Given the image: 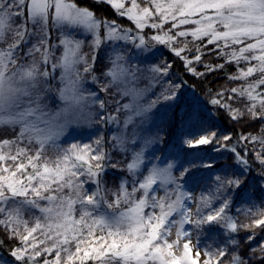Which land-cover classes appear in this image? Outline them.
<instances>
[{"label":"snow or ice","instance_id":"6c2138e0","mask_svg":"<svg viewBox=\"0 0 264 264\" xmlns=\"http://www.w3.org/2000/svg\"><path fill=\"white\" fill-rule=\"evenodd\" d=\"M100 2L132 21L136 33L121 28L115 21L97 18L75 0H0V126H19L15 139L0 141V226L9 231L10 238L20 241L10 252L14 264H198L200 251H196L195 258L190 255L193 229L200 232L206 227H218L229 236L228 242L233 246L238 242L231 239V234L237 233L240 227L264 230V212L258 208L256 212L251 208L238 210L259 216L242 226L228 215L234 201L228 193L239 195L245 181L226 172L205 175L204 172L215 167L212 162L202 165L187 162L185 166V162L177 163L175 159L166 162L156 156L148 159L141 147L132 152V159L126 165L132 177L131 191L128 181L122 180L109 202L101 184L108 159L100 148L102 139L94 141L95 148L92 144L72 143L58 150L55 159L46 154L48 146L57 144L70 123L118 121L116 115H101L107 111V102L100 99L97 92L84 87L85 74L93 73V65L82 54L84 41L76 39L69 29L91 33L93 50L117 40L128 42L144 53L143 60L153 55L156 45L167 46L184 61L187 71L196 76L223 68L222 64H205L206 71L197 72L193 64L199 63L205 54L199 45L191 59L183 55L192 51L189 43L207 39L203 47L215 44L214 50L218 56L226 57V63L235 62L239 66L243 61L249 65L228 77L245 81L242 86L231 88L228 94L229 100L246 99L244 110L225 103L224 91L217 93L209 103L227 109L232 120H240L245 114L253 120H264V0H144V7L137 0H130L131 7L126 6L128 0ZM169 21L171 28L165 31ZM188 24L195 27L178 30ZM146 27L156 29V34L146 37L143 34ZM51 28L61 30L58 44L50 39ZM173 30H176L174 34ZM189 36L191 41L185 40L182 47H177L180 38ZM59 46L63 47V52L56 57L55 50ZM95 59L93 55L92 60ZM109 59L111 67L103 75L110 79L99 91L108 93L115 87L117 94L132 98L122 105L116 102L117 112L122 108L131 113L124 120L125 127L134 122V117L145 115L161 102H174L170 106L179 107L181 85L172 82L154 100L146 105L141 103L144 93L167 77L170 64L141 68L128 64L126 57L115 51ZM80 65H83L82 72ZM145 71L151 74L149 87H133L138 74ZM254 74L259 78L247 82ZM98 79L96 75L91 76L93 83ZM56 80L58 87L53 83ZM50 93L62 102L55 110L47 102ZM185 115L199 119V113L191 104L185 108ZM261 132L264 133V128ZM25 139V146L19 147ZM112 139L116 147L128 150L127 141L121 136ZM132 139H137L135 132ZM231 139V135L219 137L216 132H205L198 139L186 137L183 143L188 148L215 143V151L230 152L241 166V173H246L249 150L245 147L242 155L235 145H229ZM151 142L144 141L145 145ZM249 142L260 144L258 150L252 151L264 166V135L241 134L237 141L238 144ZM33 145L34 152L30 147ZM13 146H17L14 152ZM142 167L146 175L140 171ZM89 183L96 185L90 192L85 187ZM197 188L201 189L198 196ZM158 189L162 195L158 194ZM222 196L227 198L221 201ZM189 202L195 204V208ZM122 204L126 207L121 210ZM77 206L78 219L74 215ZM34 210L39 213L34 216V222L24 219L26 213ZM185 225L190 226L189 230H185ZM173 228L177 240L169 242ZM181 237L187 241L181 256L165 251L178 247ZM255 239V232L247 237L250 242ZM195 247L198 249L199 243ZM256 251L264 259V242L259 249H252L253 253ZM227 252V247L215 252L206 249L203 264H210L214 256L215 264H221ZM229 264H248V261L233 253Z\"/></svg>","mask_w":264,"mask_h":264},{"label":"trees","instance_id":"16d2710c","mask_svg":"<svg viewBox=\"0 0 264 264\" xmlns=\"http://www.w3.org/2000/svg\"><path fill=\"white\" fill-rule=\"evenodd\" d=\"M75 2L81 7H87L91 10L94 15L99 19H107L108 21H115L121 28H128L135 30V24L127 19L126 17H121L111 6L107 3H101L100 0H75ZM137 3L144 7V0H137ZM130 5V4H128ZM127 6V5H126ZM128 7V6H127ZM20 21L18 20L17 23ZM151 22V21H150ZM155 22H158L155 21ZM194 24L182 25L178 30H190L194 28ZM171 28V22L169 21L164 30L167 31ZM156 29L146 27L143 30V34L146 37H150L156 34ZM176 30H173V34ZM74 34V33H73ZM61 32L58 33L55 28L52 29L50 39L58 41ZM79 40H83L84 44L82 47V54H85L89 60V63L93 65V73L85 74L84 87L88 91H95L100 99L105 100L107 111L101 112V115H116L118 117L117 122L113 123H96L88 122V128L82 132H77L73 136H67L57 141L56 145H50L46 149V154L55 159L58 154V150L68 148L72 143H83L92 144L97 139H102L100 148L103 152L107 153V166L101 177L102 187L105 189L106 199L111 202L113 199L112 192L118 190L119 185L122 180L128 181V189L131 191V181L132 177L126 169L127 163L132 159V152L139 150L141 147L144 148L145 155L148 159H152L153 156L161 157V160L166 162L167 160L175 159L177 163L185 162V166H188L187 162H191L194 165H202L204 163L212 162L215 167L204 172L205 175H214L217 172L221 174H226L228 176H239L245 181L242 188L239 190V195L235 192H229L228 196H233L234 201L228 211V215L233 217L238 225L250 224L253 218H259L257 215L253 217L251 215H246L244 211H238L240 209L251 208L253 212L257 211V208L264 212V166H262L255 157L253 149H259L260 144L252 143H237L241 134L245 135H264L261 129L264 128V120H253L249 115L245 114L240 120H232L230 118L227 109L213 106L209 101L217 96V93L224 91L225 95L223 101L225 103L231 104L234 109L244 110L247 100L241 99L239 97H234L232 100L228 99V94L230 89L233 87L242 86L245 81L243 80H229L228 77L231 75L238 74L240 68H247L249 65L243 61L239 66L235 62L226 63V57L218 56L217 51H215V44H207V39L202 42H197V44L189 43L188 47L192 51L185 52L183 55L191 59L192 56L196 55L195 47L198 45L202 47L205 53L199 63H194L193 67L197 72L204 73L206 71L204 65H223V68L207 73L203 76L193 75L188 72L185 63L182 59L176 57L169 47L164 45H156L153 49V55L147 60H143L144 53L138 52V50L129 47L130 50L124 48L123 46H115L113 42L104 43L99 49L93 50L90 47V42L92 41L91 34L85 36H78ZM77 38V39H78ZM191 41V36L186 38H180V43L177 47H182L184 41ZM33 43L35 38H33ZM122 42L118 41L120 45ZM29 46H31L29 44ZM26 50V49H25ZM238 50V47H237ZM115 52H121L130 65H138L141 68H147L151 64H162L167 63L171 65L169 73L166 78H163L160 83L154 84L149 91H146L141 99V103L146 105L150 101L154 100L156 96L162 91V89L169 84V82L180 84L179 89L180 99L179 107L173 108L170 105L174 102H161L155 108L149 110L145 115L140 117H134V122L129 124L127 127L124 125V120L131 113L128 110L121 108L119 112L116 111L119 106L116 102L119 101L120 105L129 103L131 97H122L117 94V89L111 88L108 93L100 92L99 89L104 84L108 83L110 78H105L103 73L107 68L111 67L110 57L113 56ZM231 51V49H228ZM63 50L59 46L55 50V56L59 57ZM95 55V61L92 60V56ZM80 71H83V65L79 66ZM59 70L56 71L55 75L59 76ZM96 75L99 79L96 83H93L91 76ZM139 75V79L132 85L138 89H147L150 84V73L143 72ZM259 76L254 74L249 78L247 82H252L258 79ZM56 86H59V81L53 82ZM48 104L56 109L60 105L59 99L54 93L48 94ZM191 104L196 112L199 113V119L193 120L189 119L185 115V108ZM95 110V106H93ZM99 117H96L98 120ZM19 132V126L13 128L12 126H0V141L4 139H15ZM133 132L136 133L137 139L133 141ZM205 132L218 133L219 137L225 135H231L232 139L229 141V145H235L238 150H241L243 155V149L247 147L249 154L247 155V160L249 164V170L246 173H241V166L235 161L234 156L228 152L221 150L219 152L215 151L216 144L199 146L197 148H188L183 140L186 137L195 139L199 137L200 134ZM114 136H121L127 141L125 148L127 151H122L121 148L116 147V141L112 138ZM150 140L151 143L145 145L144 141ZM27 143L18 145L19 147H24ZM17 146H13L12 151H15ZM32 151L35 150V145L30 146ZM96 145L94 144L93 148ZM5 152L8 149H4ZM147 163V160L145 161ZM161 163V161H156ZM116 165V167H112ZM150 166V165H149ZM142 173L147 174L146 170L142 167L140 169ZM203 171V170H202ZM143 177L141 176L140 179ZM86 189L90 191L94 190L96 185L89 183L85 185ZM201 189H195V194L198 196ZM161 191L159 195H162ZM227 198L226 196L221 197V201ZM126 207V205H121V210ZM219 207V204L216 205ZM146 211H151V209H146ZM39 215L35 210L33 212L26 213L24 219L34 222V216ZM75 218H79L80 212L79 207L74 213ZM31 226V223L30 225ZM194 230V229H193ZM22 231V229H21ZM253 232L256 234V239L253 241H248V235ZM194 233L199 236V241H197L204 250L210 252H215L221 247H227V255L222 259L221 264H229L231 256L233 253L239 254L244 260L248 261V264H264V259H261V253L256 251L252 252V249H259V246L264 242V230L259 228H249L245 229L240 227L237 233L231 234V239L236 240L238 243L236 246L231 245L229 241V236L225 232L218 228H204L203 231ZM97 235H100L99 230H97ZM20 245L18 239L10 238L9 231L0 226V263L1 264H14V260L10 255L11 250L14 247ZM83 247V245H82ZM74 250V246H73ZM165 251H170L165 249ZM178 257L177 255L173 254ZM170 259V258H169ZM210 264H215V256Z\"/></svg>","mask_w":264,"mask_h":264},{"label":"rangeland","instance_id":"374dc122","mask_svg":"<svg viewBox=\"0 0 264 264\" xmlns=\"http://www.w3.org/2000/svg\"><path fill=\"white\" fill-rule=\"evenodd\" d=\"M166 2V0H165ZM130 4V5H128ZM128 7H131V3H130V0H128V3L126 4ZM53 28L50 29V35H51V31H52ZM55 30L60 33L61 30L58 29V28H55ZM103 28L101 29V35H103ZM133 33L135 34L136 33V29L135 30H132ZM69 32L77 39L78 36H85V35H90L91 33H88V32H85L83 29H69ZM74 33V34H73ZM91 37H92V34H91ZM93 38V37H92ZM79 39V38H78ZM51 41L53 43H57L58 44V41L56 42L55 40L51 39ZM118 41L119 42H122L120 45L118 44ZM114 47L115 46H123L124 48H127L128 50H130L129 47H133L130 43L128 42H125L123 40H117V41H114L113 43ZM62 50H63V47L61 46ZM133 49H135L133 47ZM137 50V49H135ZM60 101V100H59ZM59 106H62V102L60 101V105ZM58 106V107H59ZM50 108H52L53 110H55L53 107H51V105H49ZM88 122L87 121H83V122H80V123H70L66 126L63 134L61 135V137L59 138V140H61L62 138H66L67 136H73L75 133L77 132H82L84 130H86L89 126L87 124ZM199 137L195 138V139H198ZM58 140V141H59ZM82 144H85L83 143L82 141ZM86 144H88V142H86ZM92 146H94V143H92ZM155 187V186H154ZM161 190L158 189V194H160ZM189 204H191V206L193 208H195V204H193L192 202H189ZM190 226L189 225H185V230H189ZM168 240L169 242L171 241H174V240H177V237H176V229L173 228L171 230V235L168 237ZM187 242L185 238L181 237L179 239V242H178V247H174L172 249H170V251L177 255L178 257L182 255L183 253V244ZM197 239H196V234L194 233V230H192V235H191V241H190V244L192 246V251L190 253V255L195 258V253L196 251H200L201 255L199 257V261H198V264H203L204 260L206 259V257L204 256V252L205 250L203 249V247L199 244V248L197 249L195 247V245L197 244ZM1 264V263H0Z\"/></svg>","mask_w":264,"mask_h":264}]
</instances>
